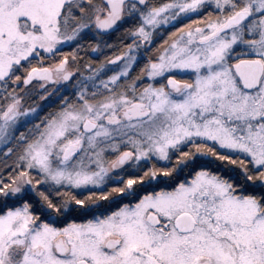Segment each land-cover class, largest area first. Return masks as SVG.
Segmentation results:
<instances>
[{
  "label": "snow or ice",
  "instance_id": "6c2138e0",
  "mask_svg": "<svg viewBox=\"0 0 264 264\" xmlns=\"http://www.w3.org/2000/svg\"><path fill=\"white\" fill-rule=\"evenodd\" d=\"M0 264H264V0H0Z\"/></svg>",
  "mask_w": 264,
  "mask_h": 264
},
{
  "label": "rangeland",
  "instance_id": "374dc122",
  "mask_svg": "<svg viewBox=\"0 0 264 264\" xmlns=\"http://www.w3.org/2000/svg\"><path fill=\"white\" fill-rule=\"evenodd\" d=\"M192 19H195V17H192ZM180 23H187V20H181ZM176 26H179V24H177ZM171 28H168V31H171ZM166 35V33H165ZM69 49L67 48H63L62 51H68Z\"/></svg>",
  "mask_w": 264,
  "mask_h": 264
},
{
  "label": "trees",
  "instance_id": "16d2710c",
  "mask_svg": "<svg viewBox=\"0 0 264 264\" xmlns=\"http://www.w3.org/2000/svg\"><path fill=\"white\" fill-rule=\"evenodd\" d=\"M35 99V98H34ZM37 103L38 104H43V103H45L44 101H39V100H37ZM45 111H47V109H45Z\"/></svg>",
  "mask_w": 264,
  "mask_h": 264
},
{
  "label": "flooded vegetation",
  "instance_id": "af4514ba",
  "mask_svg": "<svg viewBox=\"0 0 264 264\" xmlns=\"http://www.w3.org/2000/svg\"><path fill=\"white\" fill-rule=\"evenodd\" d=\"M68 49V48H67Z\"/></svg>",
  "mask_w": 264,
  "mask_h": 264
}]
</instances>
